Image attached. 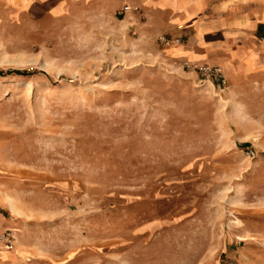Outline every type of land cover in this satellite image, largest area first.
<instances>
[{
  "label": "rangeland",
  "instance_id": "obj_1",
  "mask_svg": "<svg viewBox=\"0 0 264 264\" xmlns=\"http://www.w3.org/2000/svg\"><path fill=\"white\" fill-rule=\"evenodd\" d=\"M26 1L0 0V70L33 73L0 77V264H264L253 66Z\"/></svg>",
  "mask_w": 264,
  "mask_h": 264
},
{
  "label": "crops",
  "instance_id": "obj_2",
  "mask_svg": "<svg viewBox=\"0 0 264 264\" xmlns=\"http://www.w3.org/2000/svg\"><path fill=\"white\" fill-rule=\"evenodd\" d=\"M50 1L28 0L26 7L31 12L48 4L45 15L76 9L78 16H107L106 21L125 31L136 26L147 35H182L179 53L185 58L205 61L208 50L212 55L220 49L218 59L253 66V73L264 79V0H58L49 5ZM125 5L137 10L122 12Z\"/></svg>",
  "mask_w": 264,
  "mask_h": 264
},
{
  "label": "built area",
  "instance_id": "obj_3",
  "mask_svg": "<svg viewBox=\"0 0 264 264\" xmlns=\"http://www.w3.org/2000/svg\"><path fill=\"white\" fill-rule=\"evenodd\" d=\"M132 8L130 6H124L122 8V12L130 11ZM160 42L163 44H172V43H180L178 38H170L166 36H161ZM184 66L192 71L197 72L201 76L211 81L216 82L220 86H225L226 78L221 72L220 68L217 66H210L206 64H198L194 62L185 61Z\"/></svg>",
  "mask_w": 264,
  "mask_h": 264
},
{
  "label": "trees",
  "instance_id": "obj_4",
  "mask_svg": "<svg viewBox=\"0 0 264 264\" xmlns=\"http://www.w3.org/2000/svg\"><path fill=\"white\" fill-rule=\"evenodd\" d=\"M16 75V76H20V77H29L30 75H32L33 73L26 70V69H14V70H7V71H3L0 70V77H4L6 75Z\"/></svg>",
  "mask_w": 264,
  "mask_h": 264
}]
</instances>
